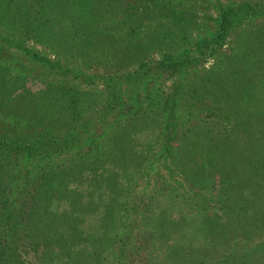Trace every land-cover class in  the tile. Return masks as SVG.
Returning <instances> with one entry per match:
<instances>
[{
	"label": "trees",
	"instance_id": "obj_1",
	"mask_svg": "<svg viewBox=\"0 0 264 264\" xmlns=\"http://www.w3.org/2000/svg\"><path fill=\"white\" fill-rule=\"evenodd\" d=\"M151 1L0 0V264H264V28H238L262 7L219 4L209 24L187 0ZM155 58L164 96L118 89ZM27 59L61 78L32 89ZM121 94L129 113L100 142L82 135ZM52 143L73 152L61 174L6 167ZM44 186L62 198L54 218Z\"/></svg>",
	"mask_w": 264,
	"mask_h": 264
},
{
	"label": "rangeland",
	"instance_id": "obj_2",
	"mask_svg": "<svg viewBox=\"0 0 264 264\" xmlns=\"http://www.w3.org/2000/svg\"><path fill=\"white\" fill-rule=\"evenodd\" d=\"M151 2H159V0H154ZM245 2L258 3L257 5L262 8L258 12L253 13V14L246 13L244 15L243 20H241V24L238 26V28L239 27H249V28L255 27L257 30H260V28H264V0H187V2L185 3V10L188 11V10L193 9L197 13H200L201 20L206 19L209 22V24H211L207 15L214 17L217 14L216 9L219 4H226V5L229 4L231 6H237V5H243ZM166 5H168V7L171 8L172 4L158 3L157 7H160L161 9H163V7H166ZM182 7H184L183 2H179L175 0L174 2L175 9L173 10L171 8V11L175 13L174 11L177 10V8L179 9ZM234 34L235 33L232 31L229 37L227 38L226 44L222 45L221 49L225 50L227 53L234 51V49L230 48V45L234 44L232 40L236 39ZM49 54L51 56L54 55L52 53H49ZM155 57H157V55ZM216 58H218L217 54L206 55L205 58L200 61L201 65H199L198 68H202L203 66L207 67L211 65L214 62V59ZM24 65L26 66L25 72H28L27 74L31 78V80H29L28 82H30L32 89H38L39 87H42L43 84H41L40 80H42V78L45 76L47 77V79H51V80L61 78L58 75V73H56L55 71L46 72L45 67L39 64V62L37 61L32 62L27 59ZM149 66L150 68L144 75L137 76V79L132 80L133 82L126 80L127 84L123 82L121 85L118 86V89H121L122 87L126 91L128 86L131 87L134 90V91H131V94L134 93L133 95H131L132 97L137 96L138 93H140V98H142L144 95L149 96V93L153 95L152 91H157L158 97L160 95L164 96L166 90L168 89V85H169L171 77H168L169 75L168 71L166 69H163L160 66L156 58L154 61L150 63ZM11 68L12 70H16V66H12ZM105 69L109 70L110 68H105ZM99 70H102V72H105L103 68L98 69V71ZM183 74L184 73H181V75ZM195 74L196 73L194 72L193 68H191V70L185 73V77L189 75H195ZM107 83L108 81L106 78L98 77L97 85L94 86V84L96 83L91 84L93 87H97L98 90L101 92L102 99H105L108 91L111 90V88L108 86ZM164 83L166 84L165 87H164ZM163 89H165L164 94L162 93ZM128 91L129 90H127L126 92ZM126 92H124V95H126ZM124 95L123 94L120 95L122 97V100L124 99L129 102L125 103L121 101L122 103L116 102L112 104V106L108 107V109L104 110V112L101 113V116H99L100 119L94 120V125L85 128V129L92 128V130L84 132L82 135H85V134H88V136L95 135L93 137H95L97 142L98 141L100 142V140L104 139L106 135L113 129L114 123H116L114 121L119 120L123 116H126L131 110L130 103L131 102L135 103L134 99H129L131 96L128 98V97H124ZM162 102H160L161 103L160 105H162ZM177 109L179 110L178 106H177ZM201 110L202 111L199 112V115H195L194 117H191L190 119L187 120V123L197 124L200 121V119H202V123H203L204 121H206L207 119L211 117L209 114H207L209 113V109L207 107L202 108ZM164 112H167L169 114H173L174 112L176 113V106L175 105L172 106L170 102H168V106L166 107ZM169 114L168 116H170ZM184 128L185 126H181L179 128L178 133H181L180 129L183 130ZM212 129L214 130L216 128H212ZM239 133L242 134V131H240ZM263 141H264V138H263ZM56 146H57L56 143H52L50 145L44 146L43 148L37 151L26 150L28 154H26L25 152L22 153V151L19 152L17 151V149L10 150L9 151L10 156H9V160L7 161L6 167L9 168V171L11 173L12 171L17 172V170H21V172H24V169L22 168L29 167L28 165H26L28 164V160H29V162L31 161V164H34L37 162L38 163L37 168L40 167V169H45L44 171L47 170L48 171L47 174L49 175L56 176L57 173L61 174V169L69 163L68 158H70L69 156L73 152L72 151H69V152L62 151L61 152V146L60 148H58L59 150H56ZM87 153L89 154L90 152L88 151ZM31 164L29 163V165ZM50 165L52 168L50 167ZM33 172L36 173L37 171L31 170V173ZM56 178H58V176ZM57 181L58 179H55V184H51L50 182V186H52L51 188H54L56 186ZM48 189L49 188L47 186L43 187L41 203H42V207L47 209L48 213L52 216V218H54L61 213V211L63 210L62 207L64 205L62 202V198H58L56 200L55 198H53V194L51 196L47 195ZM4 206H5L4 204L0 203V208ZM258 208L261 210L262 209L264 210V207L262 206H258Z\"/></svg>",
	"mask_w": 264,
	"mask_h": 264
}]
</instances>
